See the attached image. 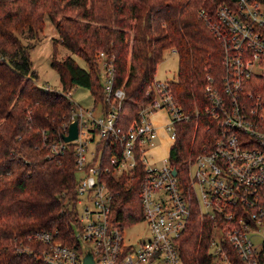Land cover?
I'll use <instances>...</instances> for the list:
<instances>
[{"label":"built area","instance_id":"obj_1","mask_svg":"<svg viewBox=\"0 0 264 264\" xmlns=\"http://www.w3.org/2000/svg\"><path fill=\"white\" fill-rule=\"evenodd\" d=\"M200 15L221 44L223 70L206 75L204 114L213 120L212 138L188 159L185 178L172 164L170 149L177 140L176 124L190 116L172 95V78H154L146 90L151 99L123 126L119 108L125 90L115 85L113 58L101 50L98 68L107 103L84 107L67 92L73 108L60 136L42 130L49 158H58L73 143L77 221L67 240L58 230L29 233L19 240V252L43 264H84L88 253L95 264H184L179 237L193 199L212 225L207 246L213 264H264V1L231 0L211 15L201 9ZM159 111L167 115L162 124L152 119ZM73 122L77 137L65 141ZM160 129L168 154L153 158L162 142ZM137 156L145 171L139 186L143 216L124 224L114 213V183L133 173ZM140 221L147 223L148 234L130 241L125 226Z\"/></svg>","mask_w":264,"mask_h":264},{"label":"trees","instance_id":"obj_2","mask_svg":"<svg viewBox=\"0 0 264 264\" xmlns=\"http://www.w3.org/2000/svg\"><path fill=\"white\" fill-rule=\"evenodd\" d=\"M231 0H0V264H43L19 252V240L36 230H58L68 239L77 221L76 161L73 143L58 158H49L42 130L61 134L73 103L66 96L74 86L88 88L96 102L107 99L101 85L98 52L113 58L115 85L125 97L119 123L127 126L151 99L146 90L155 78L166 49L178 56L170 81L173 97L188 120L176 124L177 140L170 159L185 178L187 161L212 138L213 120L204 114L208 103L206 75L222 73L219 40L200 15H208ZM264 1V0H261ZM49 17L61 43L83 58L87 68L70 55L51 62L62 88L36 82L30 55L33 39ZM139 156L133 173L114 183L118 191L114 213L124 224L142 218L139 186L144 174ZM193 198V197H192ZM211 223L202 218L192 199L187 226L179 237L184 264H213L207 239ZM227 251L237 253L230 246Z\"/></svg>","mask_w":264,"mask_h":264},{"label":"rangeland","instance_id":"obj_3","mask_svg":"<svg viewBox=\"0 0 264 264\" xmlns=\"http://www.w3.org/2000/svg\"><path fill=\"white\" fill-rule=\"evenodd\" d=\"M44 22L43 29L37 32L35 38H24L23 41L25 43H28V41L32 43L30 55L33 62V68L37 72L36 82L41 86L50 85L53 88L61 89L62 82L60 75L51 64L54 54L58 59L70 55L84 68H87V64L83 58L73 53L63 44L55 43L54 39L58 37L55 24L49 17H46ZM177 70L178 56L176 52L171 48L166 49L163 53L162 60L157 65L155 78L158 80H165L168 78L175 79L177 76ZM71 92L73 100L78 104L84 107H92L95 104L94 98L88 88L78 85L74 86ZM162 118L163 112H159L152 116L153 121H156L157 123H160ZM161 138H165V134H162ZM162 146V150L159 149V151H156V154L160 157L168 154L167 144H163ZM147 234L148 228L145 221L125 226V236L126 238H129L130 241L136 240L139 237H145Z\"/></svg>","mask_w":264,"mask_h":264},{"label":"water","instance_id":"obj_4","mask_svg":"<svg viewBox=\"0 0 264 264\" xmlns=\"http://www.w3.org/2000/svg\"><path fill=\"white\" fill-rule=\"evenodd\" d=\"M78 134V128H77V122H73L69 126V132L67 135H63V139L65 141L73 140L77 137ZM173 172H176V169H173ZM84 264H95L92 258V255L88 253L84 258Z\"/></svg>","mask_w":264,"mask_h":264},{"label":"crops","instance_id":"obj_5","mask_svg":"<svg viewBox=\"0 0 264 264\" xmlns=\"http://www.w3.org/2000/svg\"><path fill=\"white\" fill-rule=\"evenodd\" d=\"M159 112H163V111H159ZM159 112H157V113H159ZM157 113H155L154 115H156ZM166 118H167V115H166V113L165 112H163V118H162V121L160 122V123H157L156 121H154L155 123H157V124H162V123H164L165 121H166ZM161 130V135L163 134H165L164 133V131L162 130V129H160ZM162 139V142L159 144V146L158 147H156L155 149H153V158L154 157H160L159 155H157L156 154V151L158 150L159 151V149L160 150H162L163 149V144H167V141H166V139L165 138H161ZM167 151H168V148H167ZM162 157V156H161Z\"/></svg>","mask_w":264,"mask_h":264}]
</instances>
